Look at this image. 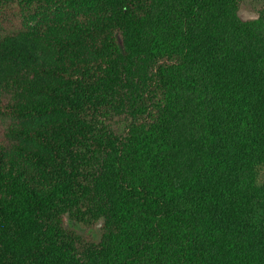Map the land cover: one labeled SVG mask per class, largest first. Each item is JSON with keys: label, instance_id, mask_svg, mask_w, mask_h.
<instances>
[{"label": "trees", "instance_id": "trees-1", "mask_svg": "<svg viewBox=\"0 0 264 264\" xmlns=\"http://www.w3.org/2000/svg\"><path fill=\"white\" fill-rule=\"evenodd\" d=\"M0 0V264H264V0Z\"/></svg>", "mask_w": 264, "mask_h": 264}, {"label": "rangeland", "instance_id": "rangeland-1", "mask_svg": "<svg viewBox=\"0 0 264 264\" xmlns=\"http://www.w3.org/2000/svg\"><path fill=\"white\" fill-rule=\"evenodd\" d=\"M257 2H258L259 5L261 6V0H258ZM246 3H247V6H248L249 8H251V9H255V8H258V7H259V5H258V6H257V5H251V3H250L249 1H247ZM5 121H6V120H5ZM5 121H1V120H0V129H1V130H3V129L6 127V123H5Z\"/></svg>", "mask_w": 264, "mask_h": 264}]
</instances>
